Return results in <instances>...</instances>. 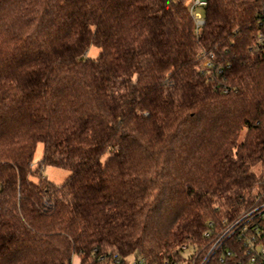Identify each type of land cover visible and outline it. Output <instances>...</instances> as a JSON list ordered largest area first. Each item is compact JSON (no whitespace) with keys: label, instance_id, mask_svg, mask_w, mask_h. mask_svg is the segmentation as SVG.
<instances>
[{"label":"trees","instance_id":"16d2710c","mask_svg":"<svg viewBox=\"0 0 264 264\" xmlns=\"http://www.w3.org/2000/svg\"><path fill=\"white\" fill-rule=\"evenodd\" d=\"M190 1L0 0V264L175 263L252 204L264 0Z\"/></svg>","mask_w":264,"mask_h":264},{"label":"built area","instance_id":"2783aa9c","mask_svg":"<svg viewBox=\"0 0 264 264\" xmlns=\"http://www.w3.org/2000/svg\"><path fill=\"white\" fill-rule=\"evenodd\" d=\"M206 0H191L188 10L198 34L205 24L202 7ZM264 42L263 36L259 38ZM209 66V61L204 62ZM205 242L201 244H183L177 251L175 263L164 264H264V177L257 183L254 199L240 214L230 220H223L217 227L209 223V229L203 233ZM119 264L120 261L115 262ZM128 264H144L141 258H130Z\"/></svg>","mask_w":264,"mask_h":264},{"label":"rangeland","instance_id":"374dc122","mask_svg":"<svg viewBox=\"0 0 264 264\" xmlns=\"http://www.w3.org/2000/svg\"><path fill=\"white\" fill-rule=\"evenodd\" d=\"M187 5V3H186ZM99 54V50L97 48L91 47L88 51V56L92 58H96V56ZM43 156V145L39 143L36 147V151L34 153L33 163L34 165H37L38 162L41 160ZM253 171L260 175L262 173V169L260 165H257L254 167ZM42 174L44 178L47 180L55 183V184H62L70 175L68 171L52 168V167H44L42 169ZM73 264H78L77 258L73 259Z\"/></svg>","mask_w":264,"mask_h":264}]
</instances>
